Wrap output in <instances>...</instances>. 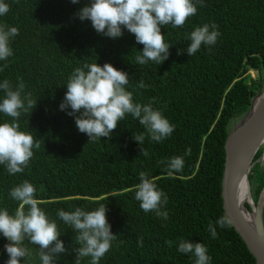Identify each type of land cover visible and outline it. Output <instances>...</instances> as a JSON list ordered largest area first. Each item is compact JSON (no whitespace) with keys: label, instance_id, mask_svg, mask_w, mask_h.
I'll list each match as a JSON object with an SVG mask.
<instances>
[{"label":"trees","instance_id":"1","mask_svg":"<svg viewBox=\"0 0 264 264\" xmlns=\"http://www.w3.org/2000/svg\"><path fill=\"white\" fill-rule=\"evenodd\" d=\"M4 2L10 11L0 16V24L17 27L19 34L10 41L13 55L0 61V67L7 64L0 71V83L7 79L15 88L22 78L25 94L38 101L18 122L21 131L39 140L40 148L33 149L22 173L9 175L0 165V208L14 213L18 202L9 197V191L25 180L32 183L39 207L56 221L59 239L67 249L56 264H75L76 257L75 233L57 217V210L90 211L100 204L107 206V220L117 238L99 264H194L190 254L177 250L181 239L203 243L211 264H255L234 228H221L216 221L225 216L221 180L231 123L244 116L264 88V0H204L183 27L161 28L171 47L169 58L160 65L151 61L136 65L135 56L143 45L126 29L122 37L112 39L98 34L91 21L76 18L74 14L89 0ZM212 23L220 33L215 45H202L192 56L186 51L177 54L187 49L186 36L195 27ZM85 62L101 66L107 62L127 72L126 88L134 102L147 104L154 97L153 108L175 126L161 142L145 134L141 147L149 151L148 157L140 154V145L133 139V134L145 129L130 114L118 122L110 139L88 142L74 118L59 109L69 75ZM250 71L256 72L254 78ZM140 80L146 88L137 87ZM4 95L0 90V100ZM11 120L0 113V123ZM189 149L191 154L185 155ZM263 150L261 146L255 160ZM173 156L183 157L184 167L169 177L161 161ZM141 171L167 195L163 208L169 214L167 220L153 212L146 214L135 200ZM249 181L256 202L264 188V164L251 169ZM244 192L242 184L241 195ZM209 224L216 227V239L208 231ZM166 241H172V246ZM6 243L0 235V264L8 259ZM27 246L33 256L24 262L21 258V264H40L36 247ZM89 260L84 258L82 264Z\"/></svg>","mask_w":264,"mask_h":264},{"label":"clouds","instance_id":"2","mask_svg":"<svg viewBox=\"0 0 264 264\" xmlns=\"http://www.w3.org/2000/svg\"><path fill=\"white\" fill-rule=\"evenodd\" d=\"M71 3L77 4L79 0H71ZM198 4L203 7L204 0H89L74 16L81 21H91L98 34L112 39L122 37L126 29L135 36L136 43L143 45L140 54L135 56L136 65H145L149 61L160 65L169 58L171 47L165 42L161 28L168 25L183 27L188 18L196 15ZM9 11L10 6L0 0V16ZM18 34L17 27L0 24V61H7L13 55L10 41ZM219 36L215 23L197 26L186 36L190 41L187 49L179 50L177 54L186 51L188 56H192L202 45H215ZM18 79L15 88L7 79L0 83V90L5 93L0 100V113L12 118L11 122L0 123V165L5 166L9 175L22 173L34 155L33 149L40 148L39 140L34 139L31 133L20 130L19 117L22 113L32 112L38 101L32 98L31 93L25 94V83L22 78ZM128 84V73L110 63L101 66L96 62H85L69 75L67 91L59 109L74 118L79 132L88 136V142L104 137L110 139L118 122L130 114L145 129V133L133 134V139L140 145V154L148 157L149 151L141 147L145 134L151 141L161 142L171 136L175 126L160 110L153 108L154 97L147 104L134 102L133 93L126 88ZM137 87L143 89L147 85L140 80ZM190 154V149L186 150L185 155ZM161 163H166L165 171L169 177L181 172L184 167L181 156H173ZM139 181L135 185L134 196L139 207L146 214L153 212L162 220H167L169 214L163 210L168 203L167 195L143 171L139 172ZM36 191L35 186L25 180L8 193L12 200L18 202L14 213L0 208V235L8 241L4 245L8 255L5 264H21V258L23 262L32 258L33 252L27 245L36 247L35 255L40 264H56L59 255L67 251L59 239L61 232L56 221L50 220L39 207ZM107 211L104 204L90 211L80 207L74 211L57 210V217L75 233L76 246L72 249L76 254L75 264H82L84 258H90L89 264H99L111 249L117 235L111 231ZM216 225L229 227L231 221L225 215L216 221ZM208 231L213 239L217 238L213 224H209ZM166 243L171 247L173 242ZM138 244L142 246V238H138ZM177 250L190 254L194 264H211L208 249L201 242L181 239Z\"/></svg>","mask_w":264,"mask_h":264},{"label":"water","instance_id":"3","mask_svg":"<svg viewBox=\"0 0 264 264\" xmlns=\"http://www.w3.org/2000/svg\"><path fill=\"white\" fill-rule=\"evenodd\" d=\"M264 142V88L252 99L249 110L239 120H233L225 143L224 169L221 180L223 210L231 226L253 256L255 264H264V188L253 201L249 174L261 162L254 159ZM244 181L245 199H239V187Z\"/></svg>","mask_w":264,"mask_h":264},{"label":"bare ground","instance_id":"4","mask_svg":"<svg viewBox=\"0 0 264 264\" xmlns=\"http://www.w3.org/2000/svg\"><path fill=\"white\" fill-rule=\"evenodd\" d=\"M262 146H263V148H264V142H263ZM261 162L264 163V153H263V156H262ZM242 184L244 185V190H245V184H244V181H243ZM241 192H242V185L239 187V199H240V201H241V200L244 201V200H246V199H245V192H244L243 195H241ZM243 196H244V198H243Z\"/></svg>","mask_w":264,"mask_h":264},{"label":"rangeland","instance_id":"5","mask_svg":"<svg viewBox=\"0 0 264 264\" xmlns=\"http://www.w3.org/2000/svg\"><path fill=\"white\" fill-rule=\"evenodd\" d=\"M249 73H250V75H251L252 78H254L256 76V72H254V71H250Z\"/></svg>","mask_w":264,"mask_h":264}]
</instances>
